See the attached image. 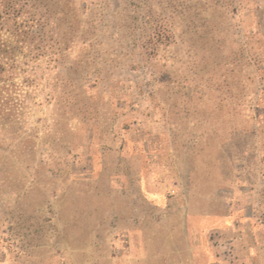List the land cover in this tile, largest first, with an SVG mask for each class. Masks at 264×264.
<instances>
[{
	"label": "rangeland",
	"instance_id": "obj_1",
	"mask_svg": "<svg viewBox=\"0 0 264 264\" xmlns=\"http://www.w3.org/2000/svg\"><path fill=\"white\" fill-rule=\"evenodd\" d=\"M0 264H264V0H0Z\"/></svg>",
	"mask_w": 264,
	"mask_h": 264
}]
</instances>
